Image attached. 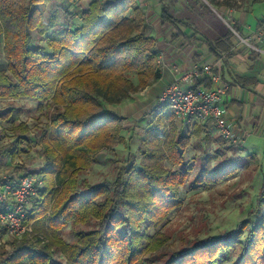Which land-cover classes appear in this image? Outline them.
Returning a JSON list of instances; mask_svg holds the SVG:
<instances>
[{"label":"trees","instance_id":"trees-1","mask_svg":"<svg viewBox=\"0 0 264 264\" xmlns=\"http://www.w3.org/2000/svg\"><path fill=\"white\" fill-rule=\"evenodd\" d=\"M229 1L235 7L264 2L220 4ZM175 2L162 3L159 14L160 25L173 29L172 40L183 39L181 46L205 43L217 58L232 49L231 32L207 4L186 0L182 19ZM208 22L222 29L212 41L198 37ZM262 26L264 21L256 24ZM0 38L5 62L0 100H30L47 119L39 137L44 165L36 171L20 168L23 176L42 182L25 207L23 223L30 232L1 247L0 264H264V177L248 213L256 220L163 254L170 238L159 228L182 206L180 189L193 171L185 154L199 130L195 124L184 133L159 100L145 114L152 118L138 147L140 161L119 168L113 181L90 185L80 179L102 150L125 142L122 118L108 106L161 76L156 39L138 0H0ZM14 113L13 108L0 110V123H8L15 138L0 146V162L15 161L30 144L28 125L16 123ZM239 170L237 162L203 167L189 185L217 186ZM91 223L95 228L75 233L74 241L62 238L67 226ZM32 230L41 235L33 240Z\"/></svg>","mask_w":264,"mask_h":264},{"label":"rangeland","instance_id":"rangeland-1","mask_svg":"<svg viewBox=\"0 0 264 264\" xmlns=\"http://www.w3.org/2000/svg\"><path fill=\"white\" fill-rule=\"evenodd\" d=\"M204 2V1H203ZM208 3V0H205ZM233 1H229L225 7L235 9ZM56 2L48 8L47 12L56 7ZM246 4L248 14V24L254 28L258 21H264V2ZM216 14L223 18L221 10L215 6ZM213 31L217 26L213 23ZM244 35V33H242ZM254 56L253 53H250ZM249 62L248 58L245 59ZM253 67H239L246 76L255 77V85L249 86L251 91H242L240 101L245 106V111L250 117L257 116L255 130L252 129V121L246 128V137L237 139L240 144H233L215 133L209 136L208 140L193 139L186 151L185 160L193 167L192 173L188 177V183L180 189L182 206L172 212L168 221L159 228L170 238L167 245L162 249L165 256L173 252L182 250L195 244L197 241L208 237L220 236L224 232L232 230L242 221L256 220V216L248 218V213L253 210L255 198L258 193L262 178L264 177V105H255L256 101L264 102V58L259 57L252 60ZM0 66L5 67L2 56V39L0 38ZM225 70V69H224ZM226 77L228 78L227 73ZM246 94V98L243 94ZM113 108V106H108ZM153 107L151 104L145 106V112ZM15 110L16 123H26L29 128L27 138L29 145H24L22 153L15 161L0 162V176H23L24 170L36 171L44 165V156L39 144L40 131L47 122L46 117L40 113L36 104L30 100L2 101L0 100V110ZM236 110L237 107H232ZM151 116H138V119L124 121V130L121 135L125 139L124 143H118L111 149L102 150L96 157L93 167L80 175L81 180H86L90 185L100 184L102 181H113L118 173V169L126 166L132 159L140 161L138 147L144 133V128L149 123ZM179 124V122H177ZM213 126V125H212ZM249 127V128H248ZM212 130H215L214 126ZM211 130V131H212ZM183 132L185 133L184 129ZM248 136V137H247ZM245 138V140H244ZM0 146L13 143L15 138L9 131L8 123H0ZM239 163L240 170L223 183L209 188H192L189 182L197 176L203 167L215 168L218 166ZM23 168L24 170H20ZM95 228L91 223L86 226H67L62 232V238L66 242L75 240V233L79 231L88 232ZM153 233V230H151ZM35 235H41L40 231L32 230L30 238L34 240ZM6 244V243H5ZM0 246V254L2 246ZM55 259L61 260L59 255H54Z\"/></svg>","mask_w":264,"mask_h":264},{"label":"crops","instance_id":"crops-1","mask_svg":"<svg viewBox=\"0 0 264 264\" xmlns=\"http://www.w3.org/2000/svg\"><path fill=\"white\" fill-rule=\"evenodd\" d=\"M167 1L169 0H138L139 7L145 14L148 32L156 39L158 63L161 76L159 80L152 83L143 91L131 95L127 100L111 108L119 117L122 118V124L127 118H130L132 121L138 119V116L140 117L143 114H146L149 111L148 110L145 112L146 105L149 106L151 104L154 107L156 101L159 100L161 93L173 81V79H175L178 74H180V72L189 69L193 64L207 63L217 58L211 52H209V48L205 43L196 42L181 46L183 39H171V34L174 32L173 29L168 26L162 27L159 22L161 5ZM175 1L174 7L179 11L177 16L179 18L185 19L186 14H184V12L186 11V0ZM202 1H204V3L207 4L218 17L219 14H216L214 9L215 7L205 2V0ZM221 1L222 0H217L219 3V5H217L219 8L218 10H221L222 8L224 16L227 18H233L236 22V27L241 31V33L246 34L248 31L257 29L256 26L252 28L248 24V7L246 4H241L240 2L238 3V8L228 9L224 5L220 4ZM208 23L202 27V31L198 37L204 36L212 41L218 35L222 34V29H215L213 31L211 28L212 25ZM181 29L186 34H191L193 32L190 28L188 29L181 27ZM222 56L224 57L222 63V76L223 79L230 85L229 91L224 98V106L226 109L225 118L226 121L231 125L233 136L237 140L240 137H246V135H248L246 134L247 132L245 126H249L251 121L252 129L255 130V125L257 124L258 120L257 116L254 115L253 117H250V114H247L245 111V106H243V102H241L239 99L241 92L244 90L255 93L249 88V86L255 85L257 80L255 77L246 76L244 71L239 70V67L246 65L245 67L252 68V60H256V58L262 56H253L244 47L235 46V44L228 53H224L221 55V57ZM246 57L248 58L249 62L245 61ZM225 73H227L228 78L226 77ZM242 96L245 97L246 94H243ZM255 105L262 107L264 102H259L257 100ZM153 107H150V109ZM232 107H237V109L234 110ZM196 127L199 130V135L193 139L208 140L209 136H215V133H217L215 130H212L213 126L211 123H200L197 124ZM183 129L185 132H187V129L181 125V130L183 131ZM14 178L18 179L20 177Z\"/></svg>","mask_w":264,"mask_h":264},{"label":"built area","instance_id":"built-area-1","mask_svg":"<svg viewBox=\"0 0 264 264\" xmlns=\"http://www.w3.org/2000/svg\"><path fill=\"white\" fill-rule=\"evenodd\" d=\"M218 17L231 32L235 46L264 57V26L242 35L233 18ZM223 58L220 56L211 62L193 64L180 72L161 93L159 102L165 104L186 129L195 124L211 123L221 138L240 144L225 118L224 98L230 85L222 76ZM41 186L42 182L34 175L15 180L0 176V246L30 232V227L23 223L25 207Z\"/></svg>","mask_w":264,"mask_h":264}]
</instances>
